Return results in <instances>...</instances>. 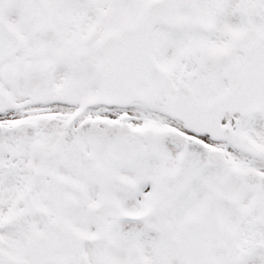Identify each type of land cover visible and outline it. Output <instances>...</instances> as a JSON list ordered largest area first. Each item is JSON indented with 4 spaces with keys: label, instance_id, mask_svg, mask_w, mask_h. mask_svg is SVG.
<instances>
[{
    "label": "flooded vegetation",
    "instance_id": "obj_1",
    "mask_svg": "<svg viewBox=\"0 0 264 264\" xmlns=\"http://www.w3.org/2000/svg\"><path fill=\"white\" fill-rule=\"evenodd\" d=\"M4 1L0 264H184L183 246L188 264H264V108H222L231 89L264 104V0L178 8L151 31L146 77L113 41L100 67L99 43L135 25L147 0H125L138 4L132 19H118L119 5L100 22L96 4ZM167 37L180 54L172 67L160 65ZM133 54L139 68L143 51ZM88 66L98 93L80 97ZM185 152L189 183L168 204Z\"/></svg>",
    "mask_w": 264,
    "mask_h": 264
},
{
    "label": "rangeland",
    "instance_id": "obj_2",
    "mask_svg": "<svg viewBox=\"0 0 264 264\" xmlns=\"http://www.w3.org/2000/svg\"><path fill=\"white\" fill-rule=\"evenodd\" d=\"M25 2H27V4L32 3L36 0H22ZM123 1V2H122ZM146 1V0H145ZM0 2H5L4 0H0ZM45 4L48 5H52V4H61V6H63L62 3L64 4H71L72 8H77V9H90L92 7L95 6L96 4V9H97V15H98V21H103L106 19V13L107 12H112V14H115V11L118 9L119 5L122 6L120 11V14L118 16V19L120 18H126L128 17L129 19H132L133 15L135 14L137 8H138V4L133 5L128 4L125 0H112V2H110V4H107L108 2L106 0H44L41 1ZM7 3H11L14 4V0H7ZM122 3V4H121ZM58 4V5H59ZM50 7H55V6H50ZM49 7V8H50ZM18 12H20L23 16H24V11L22 10V6L19 4L18 5ZM14 17L13 15H7L6 18L9 20L10 18ZM167 43H165L162 47L158 48V53H159V57H160V65L163 67H172L174 65V61L179 59L180 54H176L177 52V47L175 46V44L172 42L175 38H171V37H167ZM183 44V48L179 50H183L186 47L189 46L188 41L184 40L182 41ZM40 52L39 54L42 53V51H44V48H40L39 49ZM75 76V75H74ZM78 78V83L76 85L77 91H78V95L80 97H84V96H92V94L98 93V87H97V83L96 81L93 79V71H92V67L88 66L86 69H84V72L80 75H77ZM101 81V79H100ZM188 199V198H187ZM188 202V200H187ZM151 255L153 257H156L159 259L158 254L155 253V251H151Z\"/></svg>",
    "mask_w": 264,
    "mask_h": 264
},
{
    "label": "water",
    "instance_id": "obj_3",
    "mask_svg": "<svg viewBox=\"0 0 264 264\" xmlns=\"http://www.w3.org/2000/svg\"><path fill=\"white\" fill-rule=\"evenodd\" d=\"M190 1L191 4L195 3V0H152L145 10V18L142 19L137 25L140 27H145L146 29V41L147 38L151 35L150 28L157 24L158 22H164L166 24H172L174 19V13L179 6H188ZM171 18L170 21L169 17ZM4 43L1 44L3 46ZM1 50V48H0ZM103 54H107L105 51H102ZM247 109H251L254 106H246Z\"/></svg>",
    "mask_w": 264,
    "mask_h": 264
}]
</instances>
